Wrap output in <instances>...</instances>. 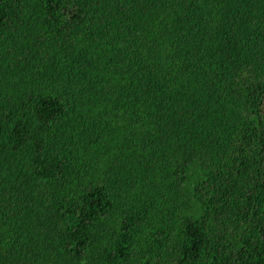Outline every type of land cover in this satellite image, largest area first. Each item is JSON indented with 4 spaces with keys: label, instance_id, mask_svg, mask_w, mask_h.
<instances>
[{
    "label": "trees",
    "instance_id": "1",
    "mask_svg": "<svg viewBox=\"0 0 264 264\" xmlns=\"http://www.w3.org/2000/svg\"><path fill=\"white\" fill-rule=\"evenodd\" d=\"M0 264H264V0H0Z\"/></svg>",
    "mask_w": 264,
    "mask_h": 264
}]
</instances>
